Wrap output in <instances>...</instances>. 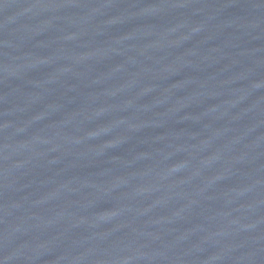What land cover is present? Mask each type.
I'll list each match as a JSON object with an SVG mask.
<instances>
[{"label": "water", "instance_id": "water-1", "mask_svg": "<svg viewBox=\"0 0 264 264\" xmlns=\"http://www.w3.org/2000/svg\"><path fill=\"white\" fill-rule=\"evenodd\" d=\"M0 264H264V0H0Z\"/></svg>", "mask_w": 264, "mask_h": 264}]
</instances>
